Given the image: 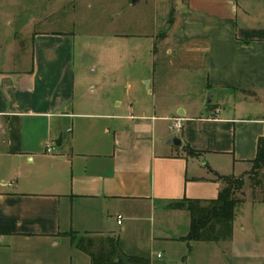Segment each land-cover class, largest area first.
Segmentation results:
<instances>
[{
	"label": "crops",
	"instance_id": "1",
	"mask_svg": "<svg viewBox=\"0 0 264 264\" xmlns=\"http://www.w3.org/2000/svg\"><path fill=\"white\" fill-rule=\"evenodd\" d=\"M54 3L63 0H0V264H91L70 233H125L157 210L190 216L170 204L216 199L225 160L248 172L264 135V116L225 117V105L198 115L181 103L195 86L264 94V0H155L149 51L177 78L147 79L152 100H129L120 114L108 95H77L74 24L68 11L54 19ZM174 133L179 146L166 143ZM229 244L239 264L264 260L262 246ZM189 246L225 264V242Z\"/></svg>",
	"mask_w": 264,
	"mask_h": 264
},
{
	"label": "rangeland",
	"instance_id": "2",
	"mask_svg": "<svg viewBox=\"0 0 264 264\" xmlns=\"http://www.w3.org/2000/svg\"><path fill=\"white\" fill-rule=\"evenodd\" d=\"M133 2L63 0L62 6L54 3L53 7L54 19H64L68 11L74 24L71 30L75 33V58L78 63L77 95L90 94L94 98L108 95L113 106L116 100L122 104L116 109L119 114L127 111L129 100L137 101L139 105L147 99L152 100L145 82L147 79L155 75L161 80L177 78L166 58H158V65L155 66L154 56L150 52L155 47L154 32L159 20L155 0ZM92 88H97V91L91 93ZM187 92L190 96L184 97L181 103L198 115L217 105H225V109H228L225 117L241 119L264 116V94L243 91H225L224 94L218 90L207 92L199 86L189 88ZM162 100H158V103H162ZM240 173L230 168L225 160V176H238ZM245 193L246 202L238 208L233 240L248 244V249H252V245L264 248V203L252 201V190L248 185ZM186 216L190 219L187 213L165 216L157 210L154 215L146 214V220L137 225L126 222L125 233L112 225L102 236L116 238L119 242L122 236V252L129 256L148 258L151 264H208L211 260L204 254L207 252L205 247H196L191 253L189 243L175 240L178 235L188 233L182 232L187 222ZM229 243L225 242V264H239L230 255ZM206 246L213 250L218 248L216 245ZM158 255L162 258H158ZM86 260L89 261V258ZM260 263L264 264V260H257V264Z\"/></svg>",
	"mask_w": 264,
	"mask_h": 264
},
{
	"label": "trees",
	"instance_id": "3",
	"mask_svg": "<svg viewBox=\"0 0 264 264\" xmlns=\"http://www.w3.org/2000/svg\"><path fill=\"white\" fill-rule=\"evenodd\" d=\"M188 156L200 157L201 153L186 148ZM224 185L218 197L211 201L185 199L170 204L173 210L190 214L189 231L181 240L187 243H222L233 240L238 208L246 202L245 188L252 190V201L264 203V135L259 138L256 158L251 169L241 176H217ZM72 245L87 255L91 264H151L148 258L129 256L122 252L116 238L87 233L69 234Z\"/></svg>",
	"mask_w": 264,
	"mask_h": 264
},
{
	"label": "built area",
	"instance_id": "4",
	"mask_svg": "<svg viewBox=\"0 0 264 264\" xmlns=\"http://www.w3.org/2000/svg\"><path fill=\"white\" fill-rule=\"evenodd\" d=\"M183 122L184 120L182 118H176L173 120L172 125L170 126L171 131L176 132V133H180L183 130ZM49 152H51L50 150H48ZM122 221V217L119 216L118 217V224L120 225ZM158 258H160V256H158Z\"/></svg>",
	"mask_w": 264,
	"mask_h": 264
},
{
	"label": "water",
	"instance_id": "5",
	"mask_svg": "<svg viewBox=\"0 0 264 264\" xmlns=\"http://www.w3.org/2000/svg\"><path fill=\"white\" fill-rule=\"evenodd\" d=\"M138 0H134L133 3H136ZM167 144L169 145H181V140L177 137V136H173L171 138H169L167 141H166Z\"/></svg>",
	"mask_w": 264,
	"mask_h": 264
}]
</instances>
